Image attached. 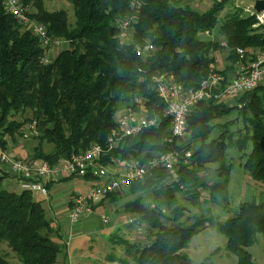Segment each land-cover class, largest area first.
<instances>
[{
    "label": "trees",
    "instance_id": "16d2710c",
    "mask_svg": "<svg viewBox=\"0 0 264 264\" xmlns=\"http://www.w3.org/2000/svg\"><path fill=\"white\" fill-rule=\"evenodd\" d=\"M22 1L32 9L30 17L44 24L49 35L66 42L44 62L45 50L39 40L0 3V142L6 147V135L15 140L25 122L35 121L38 143L30 159L50 164L92 143L104 144L118 112L135 97L141 99L148 116H157V125L125 137L101 162L107 164L117 157L142 162L172 149L164 141L170 118L164 114L166 103L156 92L153 76H164L166 83H176L187 91L198 87L208 74L216 49L228 52L230 64L215 69L228 77L227 70L233 72L239 60L237 48L245 50L244 61L251 50H264V35L254 26L255 15L242 14V10L224 16L218 27L221 42L200 39L201 33L215 28L226 0H214L205 11L180 0H69L72 22L65 9L47 10L44 0ZM123 20L132 32L129 44L117 26ZM147 42L153 49L137 55L136 47ZM238 96L243 103L239 113L243 134L239 129V137L229 141L244 151L242 166L248 175L264 183V83ZM223 101L202 100L190 111L188 135L199 145L191 147L187 141L176 146L182 154L188 149L191 154L180 157L174 181H168V171L159 169L128 186L132 192H149L157 201L151 207L138 197L125 204V210L156 230L144 245L125 241L135 264H193L184 249L205 224H216L226 236L225 249L237 257L236 264H257L247 248L256 241L257 233L264 234V202L244 201L221 222L200 216L191 225L178 222L184 207L176 206L174 191L182 187L189 191L203 187L211 202H228L227 175L232 165L224 160L229 136L225 130L220 138L209 140L211 122L230 110ZM18 115L22 120L15 118ZM208 163L217 164V181L211 183L199 179L200 167ZM7 176L0 166V264L12 260L15 264H59V229L30 191L2 188ZM116 194L108 196L115 198ZM164 206L172 208L173 216L165 215ZM164 219L175 223L163 224ZM63 261L66 264L65 255Z\"/></svg>",
    "mask_w": 264,
    "mask_h": 264
},
{
    "label": "rangeland",
    "instance_id": "374dc122",
    "mask_svg": "<svg viewBox=\"0 0 264 264\" xmlns=\"http://www.w3.org/2000/svg\"><path fill=\"white\" fill-rule=\"evenodd\" d=\"M180 1L187 3L193 9L205 11L212 5L214 0ZM251 4H253L251 0H226L224 8L217 16L215 28L211 31V34L201 33L199 35L200 39H212L221 42L223 38L218 35V27L224 20V16L239 10H242V14H249L245 9L250 7ZM44 6L49 11L65 9L68 13L69 21L72 22L74 20L72 5L69 0H44ZM58 49L56 48L51 52V58L58 52ZM227 53L224 48H218L211 53V56L215 58L213 63L215 69H220V67L223 68L230 64L227 59ZM239 97L237 95L223 101L230 110L225 115L211 122V125L214 126L209 136V140L215 139L225 130V135L229 136L225 138L228 148L224 160L226 164L231 163L232 165L227 175V188L230 194L228 202L226 204L211 202L208 200V191L203 187H199L195 191H189L186 186L175 190L176 206L184 207L183 214L178 220L180 223L191 225L195 216L211 217L216 222H221L232 216L236 207L244 201L264 202V183L253 180L248 175L242 166L244 151L237 150L233 143L230 142L231 138L237 139L239 137V129L243 127L239 114L243 103L239 102ZM120 113L121 111L118 112L117 117ZM26 116L30 118L29 115ZM15 118L22 120L19 115ZM20 131L21 128L14 135L15 140L8 135L5 136L6 147L9 152L11 151L17 157L22 155L21 157L27 160L30 159L33 147L38 143V136L23 138ZM242 134L243 130L241 129ZM187 141H190L191 147L199 145L198 141L190 140L189 135L181 140V144L185 145L188 143ZM50 148L49 146L48 149L50 150ZM188 151L191 152L190 149ZM181 156L184 157V154L181 153ZM216 165L215 163H208L200 167L199 179L207 183L217 181V176L215 175ZM175 173H169L171 178L168 181L176 179ZM84 179L86 180V185L82 186L81 190L82 192H87L92 180L89 178ZM2 188L11 189L6 181L2 183ZM14 190L19 192L21 188L17 185ZM116 192L118 194H116L115 198L106 196L100 199L90 215L81 218L75 223L70 221L68 214L64 211H57L54 214L56 217H53L52 222L54 226L59 224V236L56 239L61 244V249L58 253L59 264L64 260V255L66 264H124V261L125 264H135L131 255L126 251L125 241L128 244L144 245L154 238L156 230L151 228L146 222L137 220V214L125 210V204L136 200L138 197H142L145 203L154 205H156L157 201L149 192H132L128 189V186H122ZM163 209L166 216H173L172 208L164 206ZM102 214L109 217L108 223H102L100 219ZM128 218L133 219V221L128 222ZM161 221L166 225L175 223L173 220L164 219ZM225 245L226 236L218 231L216 224H205L203 230L192 237L184 251L189 255L193 264H236L237 257L228 252L225 249ZM247 249L257 264H264V234L257 233L256 241ZM11 264H15V261L12 260Z\"/></svg>",
    "mask_w": 264,
    "mask_h": 264
},
{
    "label": "built area",
    "instance_id": "2783aa9c",
    "mask_svg": "<svg viewBox=\"0 0 264 264\" xmlns=\"http://www.w3.org/2000/svg\"><path fill=\"white\" fill-rule=\"evenodd\" d=\"M3 8L12 15L26 30L30 31L45 50L44 62H49L51 52L61 48L65 40L48 34L44 24L30 17L32 10L22 0H0ZM254 14V26L260 27L264 35V10L256 12L253 5L245 9ZM121 29V38L127 44L132 41V32L128 29V21L117 22ZM205 33H210L206 31ZM211 34V33H210ZM225 46V42H222ZM153 49L149 42L136 47L137 55L148 54ZM239 60L234 66L231 76L215 70L213 66L202 79L199 86L185 91L176 83H166L164 76H153L156 92L166 103L164 114L170 118V131L164 141L172 145V149L148 157L140 162L129 158H114L110 163H102L101 159L116 148L121 141L147 127L157 125V116H148L140 98L135 97L128 106L123 108L116 120L115 126L109 131L105 143H92L88 148L69 156H64L50 164L41 159H25L9 153L0 142V166H6L17 178L22 189L32 194L48 195L49 183H56L64 176L89 178L92 184L87 192H80L74 196L68 217L72 223L93 212L94 206L108 194L129 186L132 182L142 180L146 175L159 169L175 173L176 165L181 157L176 148L181 140L188 135L187 118L194 106L202 100L223 101L256 88L264 83V50H251L244 61L245 50L236 49ZM38 129L35 121L25 122L22 127V137L37 136ZM190 151L184 152V157L190 156ZM151 207L155 205L149 203ZM164 212V209L162 208ZM102 223H108L109 217L102 214ZM128 222L133 219L128 218Z\"/></svg>",
    "mask_w": 264,
    "mask_h": 264
},
{
    "label": "crops",
    "instance_id": "0c3cea01",
    "mask_svg": "<svg viewBox=\"0 0 264 264\" xmlns=\"http://www.w3.org/2000/svg\"><path fill=\"white\" fill-rule=\"evenodd\" d=\"M223 68L220 67V69H223ZM227 73L231 76L233 74L232 69H228ZM9 153H11V151ZM11 154L14 156H17L13 153ZM21 158H24V157H21ZM2 168L8 173V176L7 178H5L4 181L7 182L8 186L11 188L10 190L15 191L14 189L16 188V186L17 185L19 186L17 178L13 175V173L9 170L8 167L2 166ZM85 181L86 180L82 177L77 178V177L64 176L58 182L50 184L48 188L47 196H42L38 194H33V195L36 200L40 201L41 205L43 206L45 210L47 217H49L52 220L53 217H56L54 216V214L57 211H64L66 214H68V211L72 203L71 200H73L75 195L82 192L81 188L82 186L86 185ZM55 227L59 229V224H56ZM62 262L64 261L62 260Z\"/></svg>",
    "mask_w": 264,
    "mask_h": 264
},
{
    "label": "water",
    "instance_id": "95a60500",
    "mask_svg": "<svg viewBox=\"0 0 264 264\" xmlns=\"http://www.w3.org/2000/svg\"><path fill=\"white\" fill-rule=\"evenodd\" d=\"M253 2V9L256 12H261L264 10V0H251ZM263 43H264V37H263Z\"/></svg>",
    "mask_w": 264,
    "mask_h": 264
}]
</instances>
